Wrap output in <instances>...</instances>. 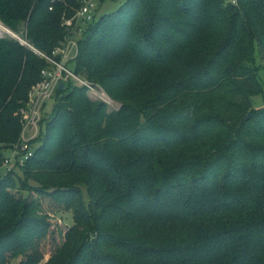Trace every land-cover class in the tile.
I'll return each instance as SVG.
<instances>
[{"label":"trees","instance_id":"trees-1","mask_svg":"<svg viewBox=\"0 0 264 264\" xmlns=\"http://www.w3.org/2000/svg\"><path fill=\"white\" fill-rule=\"evenodd\" d=\"M80 7L0 0V21L50 55ZM259 60L264 0H127L91 25L73 69L124 105L57 92L33 157L0 173V264H264ZM46 67L0 37V171ZM35 195L72 218L46 262L52 216Z\"/></svg>","mask_w":264,"mask_h":264},{"label":"built area","instance_id":"built-area-1","mask_svg":"<svg viewBox=\"0 0 264 264\" xmlns=\"http://www.w3.org/2000/svg\"><path fill=\"white\" fill-rule=\"evenodd\" d=\"M230 2L237 4L238 0ZM98 11L99 8L93 0H81V7L76 15L70 19L64 18L62 26L66 32L65 37L50 55L35 49L27 40H23L3 25L13 39L33 50L47 63V67L41 72V80L30 91L26 107L20 111L23 126L22 142L10 149L11 156H6L4 160L3 167L8 173L25 165L33 157L34 149L31 147V142L40 135L47 102L55 100L61 83H64L66 87L73 85L85 88L90 94L103 100L107 99L102 89L96 88L92 83L77 75L71 67L79 56L80 40L89 27L98 21ZM32 129L36 131L35 138L25 141V131Z\"/></svg>","mask_w":264,"mask_h":264},{"label":"rangeland","instance_id":"rangeland-1","mask_svg":"<svg viewBox=\"0 0 264 264\" xmlns=\"http://www.w3.org/2000/svg\"><path fill=\"white\" fill-rule=\"evenodd\" d=\"M97 7L99 8L98 15H97V20H100L103 16H106L108 14H111L121 8L123 4L127 2V0H93ZM231 0H226L227 4H230ZM19 37H21L23 40L26 39V33L25 31H22L21 33H17ZM0 37H7V38H12L7 30L4 28L3 24L0 21ZM260 67L259 71V78L264 84V67L262 66L263 62L261 60L258 61ZM262 64V65H261ZM73 69V66H71ZM74 70V69H73ZM92 83L96 88L102 89L106 95L107 99L103 100L100 97L90 94L87 90V97L90 101L94 103H101L107 106V110L110 113H115L121 110L122 106L124 105V101L121 100H116L110 96L108 91L104 88L103 85L98 84V83ZM33 88V87H32ZM85 89V88H84ZM254 105L256 108H261L264 107V96H259L253 99ZM28 103V102H27ZM55 105V100L53 101H48L47 102V110L45 113L44 118L50 119V114L52 112V109ZM47 133V128L46 125H44L43 128V134ZM23 134V132H22ZM36 136V131L34 129L32 130H26L25 131V141H31L34 139ZM35 140H32L31 142V147L34 149V151L37 149L39 146L38 143H35ZM6 156H11L10 150L7 151ZM7 170L5 168H2L0 173L5 174ZM8 173V172H7ZM35 200L40 199L41 204L43 205V208L45 212L51 214L52 218L50 220L51 223V228L44 239L42 246L38 247V250L42 252V255H44V261H48L51 257V254L56 250L57 247L61 246V244L64 242V234L68 230L67 223L72 222V218L70 213L63 211L60 209L50 198L44 197L41 198L39 195H35L34 197ZM67 221V223L65 222ZM21 259H16L13 260L10 264H19Z\"/></svg>","mask_w":264,"mask_h":264},{"label":"water","instance_id":"water-1","mask_svg":"<svg viewBox=\"0 0 264 264\" xmlns=\"http://www.w3.org/2000/svg\"><path fill=\"white\" fill-rule=\"evenodd\" d=\"M66 89H67V87L64 83H61L58 87V91H60V92L65 91Z\"/></svg>","mask_w":264,"mask_h":264}]
</instances>
